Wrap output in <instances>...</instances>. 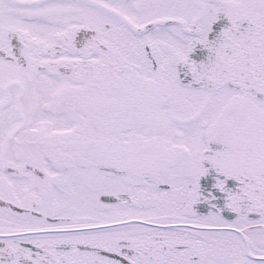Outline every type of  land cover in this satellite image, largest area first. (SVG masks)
<instances>
[{
	"label": "snow or ice",
	"instance_id": "6c2138e0",
	"mask_svg": "<svg viewBox=\"0 0 264 264\" xmlns=\"http://www.w3.org/2000/svg\"><path fill=\"white\" fill-rule=\"evenodd\" d=\"M0 264H264V0H0Z\"/></svg>",
	"mask_w": 264,
	"mask_h": 264
}]
</instances>
